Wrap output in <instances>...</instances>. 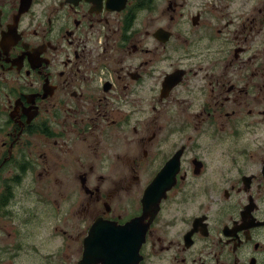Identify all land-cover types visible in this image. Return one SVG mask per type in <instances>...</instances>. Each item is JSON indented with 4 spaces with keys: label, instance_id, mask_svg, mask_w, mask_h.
Wrapping results in <instances>:
<instances>
[{
    "label": "flooded vegetation",
    "instance_id": "1",
    "mask_svg": "<svg viewBox=\"0 0 264 264\" xmlns=\"http://www.w3.org/2000/svg\"><path fill=\"white\" fill-rule=\"evenodd\" d=\"M0 264H264V0H0Z\"/></svg>",
    "mask_w": 264,
    "mask_h": 264
},
{
    "label": "water",
    "instance_id": "2",
    "mask_svg": "<svg viewBox=\"0 0 264 264\" xmlns=\"http://www.w3.org/2000/svg\"><path fill=\"white\" fill-rule=\"evenodd\" d=\"M126 0H118V2H121V4H124ZM148 190L146 191V194H148ZM146 199H149V197L147 196Z\"/></svg>",
    "mask_w": 264,
    "mask_h": 264
}]
</instances>
